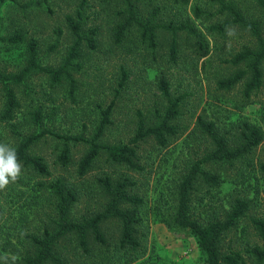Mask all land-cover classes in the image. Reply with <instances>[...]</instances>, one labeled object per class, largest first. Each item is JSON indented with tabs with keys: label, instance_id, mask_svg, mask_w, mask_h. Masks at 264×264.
<instances>
[{
	"label": "rangeland",
	"instance_id": "1",
	"mask_svg": "<svg viewBox=\"0 0 264 264\" xmlns=\"http://www.w3.org/2000/svg\"><path fill=\"white\" fill-rule=\"evenodd\" d=\"M139 17L147 20L158 11L155 23L156 47L141 38L138 25L128 27L122 37L117 33L126 19L123 0H0V72L18 73L28 63L30 44L35 43L41 65L58 68L64 61L75 37L67 15L81 12L82 31L95 30L96 47L85 43L75 73L77 89L71 94L70 84H57L49 74L32 73L24 83L13 85L20 107L14 123L1 122L0 144L16 147L31 133L49 129L65 135L91 138L103 117V111L114 102L108 125L101 141L118 145L128 143L135 135L139 121L155 124L164 115L167 99L159 88L160 76L170 84L173 97L183 96L179 124L187 131L168 146L161 147L154 138L141 141L138 147L139 169L115 165L101 155L85 175L79 173L81 159L87 152L83 143H69L70 161L60 159L63 140L45 137L33 148L51 170L40 176L21 167L17 180L0 189V264H16L34 251L32 236L56 227V196L50 187L58 178L65 179L77 194L72 216L81 219L100 212L109 196L100 179L129 177L135 185L132 192L143 197L139 207L142 224L138 227L144 254L133 264H206L207 255L199 247L197 237L174 223L177 187L190 161L198 159L208 148L207 137L196 129L202 115L213 121L224 134L235 139L244 120L259 126L264 133V84L250 99L244 96L249 76L232 89H223L218 81L239 69H249L248 62L235 65L232 58L245 46H255L249 31L230 25L225 35L211 26L232 21L228 10L218 0H135ZM234 4L249 19L258 20L264 35V11L256 0H223ZM198 9V10H197ZM189 23L204 36L203 48L197 38L186 31L177 33L175 59L171 45L175 37L164 25ZM21 35L22 40H8ZM264 74V62L262 63ZM125 70V73H124ZM127 75L124 85L123 76ZM5 104V88L0 82V117ZM41 113L40 121L33 117ZM264 139L246 158L230 167L220 168L226 179L218 187L198 182L193 194L196 215L208 218L212 213L224 215L237 196L251 200L248 215L225 237L242 249L246 240H254L249 227L250 216H264ZM107 245L93 243L86 254L74 237L60 244L65 264H127L125 251L119 246L120 227L117 220L102 224ZM234 241H233V240ZM262 244V242L257 241ZM264 246V243L262 244ZM261 264H264L262 262Z\"/></svg>",
	"mask_w": 264,
	"mask_h": 264
},
{
	"label": "trees",
	"instance_id": "2",
	"mask_svg": "<svg viewBox=\"0 0 264 264\" xmlns=\"http://www.w3.org/2000/svg\"><path fill=\"white\" fill-rule=\"evenodd\" d=\"M89 0H82L83 5ZM126 6V19L120 26L117 37L120 38L124 31L132 26L138 25L141 38L150 46L156 47L157 30L160 25L155 23L158 14L154 10L151 17L142 20L139 17L138 6L135 0H123ZM181 4H187L189 0H175ZM223 10H228L233 17L232 21H224L211 26L225 35L230 25H237L249 31L255 40V46H245L231 60L235 65L248 62L249 69H239L234 74L221 79L218 84L223 89H232L249 76L244 88V96L250 99L257 94L264 84L262 63L264 62V35L262 25L258 20L247 18L234 4H226L218 0ZM264 11V0H256ZM198 10V9H197ZM79 18L69 14L67 22L75 37V41L69 48L63 63L58 68L46 67L40 64L37 58L35 43L30 44V58L27 65L18 73L0 72V82L5 88V104L1 114V122L14 123L17 118V110L20 102L13 85L22 84L32 73L49 74L52 81L59 84L66 80L70 84L71 94L77 89L75 73L81 68L78 59L85 43L95 48L96 42L92 37L95 33L91 29L89 33L82 31L81 12H77ZM164 28L172 30L175 37L171 45V56L173 59L177 53V33L186 31L197 38V43L203 48L207 47L203 34L193 25L183 23L179 26L164 25ZM8 40L18 42L22 40L21 35H15ZM125 73V70H124ZM127 75L123 76L121 85H124ZM159 88L168 101L164 115L155 124H147L142 118L137 126L134 137L125 144L111 145L101 141L107 127L111 124L110 115L114 108L112 102L104 111L100 124L95 134L88 138L84 135H65L49 129L31 133L23 136L16 147L18 162L23 169L40 176H50L51 170L45 159L36 153L33 148L45 137H54L63 140L65 147L61 152L60 159L64 165L70 161L69 143H83L87 146V152L80 161L79 173L85 175L94 162L106 155L107 159L115 165H126L131 169H139L138 147L141 141L154 138L161 147L168 146L174 139L182 136L188 129V124H179L183 96L173 97L170 92V84L165 76L159 78ZM36 122L40 121L41 113L33 114ZM196 129L203 133L208 141L207 150L196 160L190 161L182 180L177 187V204L174 213V223L185 229H189L198 240L199 247L206 253V264H261L264 262V216H250L249 227L254 231L253 241L246 240L242 249L237 243H227L226 235L236 228L240 220L248 215L251 200L237 196L231 204L230 209L224 215L212 213L208 218L196 215L193 209V194L196 192L198 182H203L212 187H218L226 179L219 171L221 167L230 165L232 167L237 161L246 158L261 144L264 133L259 126L244 120L238 128L235 139L224 134L213 121H207L202 115L197 119ZM264 172V162L260 165ZM109 201L105 207L92 216H84L76 219L72 216V210L78 201L76 190L63 179L58 178L51 184L56 202V227L53 230L45 229L41 235H33L32 246L34 251L27 252L16 264H65L60 254V244L68 237H74L78 246L86 254L91 253L93 243L101 246L107 245V238L102 230V224L107 220H117L120 227L119 246L125 251L126 263L133 264L144 254L140 241L139 226L142 221L139 217V207L144 204L143 197L132 192L135 183L129 177L113 180L111 176L100 179ZM1 207V206H0ZM233 240V239H232ZM234 241V240H233ZM262 242V244L258 243Z\"/></svg>",
	"mask_w": 264,
	"mask_h": 264
},
{
	"label": "clouds",
	"instance_id": "3",
	"mask_svg": "<svg viewBox=\"0 0 264 264\" xmlns=\"http://www.w3.org/2000/svg\"><path fill=\"white\" fill-rule=\"evenodd\" d=\"M21 167L16 151L0 144V189L18 179L21 174Z\"/></svg>",
	"mask_w": 264,
	"mask_h": 264
}]
</instances>
